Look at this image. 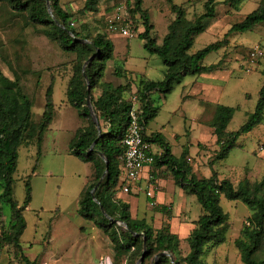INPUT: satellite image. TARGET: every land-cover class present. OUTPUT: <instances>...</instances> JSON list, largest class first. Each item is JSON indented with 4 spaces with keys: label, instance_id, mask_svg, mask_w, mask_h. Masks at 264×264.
Listing matches in <instances>:
<instances>
[{
    "label": "trees",
    "instance_id": "16d2710c",
    "mask_svg": "<svg viewBox=\"0 0 264 264\" xmlns=\"http://www.w3.org/2000/svg\"><path fill=\"white\" fill-rule=\"evenodd\" d=\"M243 1L226 0L224 4L236 10ZM100 2L101 0H85L77 11H72L62 0H49L52 12L50 16L46 0H0V4H6L11 11L23 14L29 25L39 28L41 34L57 44L61 51L74 56L68 70L65 94L67 103L77 111L85 125L76 130L69 143V154L88 164L91 172L78 196L79 216L91 222L108 239L113 253L112 264H171V258L174 264H205V253L223 245L230 231L229 217L220 207V199L240 201L251 210L247 223L240 231V237L234 241L240 261L243 264H264V257H256L264 247V175L259 182L251 184L243 180L237 186L228 179L220 180L213 171L211 177L197 179L185 161V154L179 158L173 157L169 145L160 133L146 136L143 131L144 141L157 145L162 150V154L154 158L156 167L166 166L175 185L187 195L195 197L200 207V215L189 235L180 240L171 233L166 222L156 229L143 219L133 218L129 204L116 196L117 191L121 193L120 168L124 152L121 142L129 122L131 97L135 95L139 100L140 125L143 130L157 114L150 102V94L160 93L165 97L184 77L220 70L222 60L215 65L204 66V59L227 46L231 34L250 32L263 24L264 3L260 2L242 21L232 23L221 40L195 53H190V49L195 39L204 33V21L215 17L216 0H205L203 12L192 20L187 19L182 5H176L173 0H165L174 19L168 24L160 44L152 36L154 28L147 10L142 8V0L127 3L128 17L133 25L137 24L138 19L142 22L143 31L137 38L142 41L144 50L150 55H156L164 66L163 80L140 79L133 93L131 88L134 81L128 77L125 68L116 63L113 64L112 76L124 79L125 84L114 86L103 81L106 64L113 60L114 48L110 40L104 34L93 36L87 24L80 25L79 29L74 28L75 14L83 16L97 13ZM91 57L93 58L82 73L83 64ZM58 72L52 74L51 78L55 75L62 78ZM260 74L262 84L256 105L238 131H227L235 110L216 106L211 128L218 150L213 161L225 159L240 135L252 131L263 122L264 69ZM84 77L89 83V92ZM96 90L99 91L98 96L93 97ZM87 96L97 116L101 134L90 153L88 149L98 133L89 116ZM53 107L52 89L49 86L45 93L41 120L36 124L30 123L31 100L16 78L11 80L0 71V256L7 251L20 264L35 262H30L24 256L20 244L26 228L24 211L31 202V176L23 183L24 199L20 206L13 198L18 151L30 146L40 149L42 137L52 121ZM98 153L107 159V166ZM106 168L107 173L101 180ZM33 173L34 169L32 175ZM97 184L94 201L90 191ZM154 209L165 216L169 215V210L165 207ZM143 252V260L138 263Z\"/></svg>",
    "mask_w": 264,
    "mask_h": 264
},
{
    "label": "rangeland",
    "instance_id": "374dc122",
    "mask_svg": "<svg viewBox=\"0 0 264 264\" xmlns=\"http://www.w3.org/2000/svg\"><path fill=\"white\" fill-rule=\"evenodd\" d=\"M131 1L101 0L97 13H88L83 16L75 14L74 28L79 29L80 25L87 24L93 36L104 34L110 40L114 50L113 60L107 63L109 67L114 63L124 67L133 81L136 79L159 81L163 77L164 70L161 60L156 55L148 54L143 48L142 41L137 38V35L143 31L141 20L138 19L137 24H134L136 36L132 39L114 34L108 35L105 31L106 17L120 5L128 8L127 3ZM225 1L216 0L215 19L211 22V28L209 27L211 31L208 29L206 33L196 38L190 53L221 40L222 37L219 38L213 32L215 28L219 30L221 24L223 26L227 21L230 25L242 21L243 17L255 10L260 2L264 3V0H244L239 5L241 9H231L228 14L225 12L227 9ZM173 2L179 4L181 0H173ZM142 5L148 10L154 25L152 36L155 37L156 43L160 44L166 32L164 19L169 17L168 5L165 0H142ZM193 13L195 14L192 18L197 16L200 10H193L190 15ZM190 15H187L188 19ZM209 22L210 20H206L207 25ZM256 27L253 31L238 33V38L252 41V43L233 48L232 52L237 63L243 65L249 50L255 45H259L264 51V23ZM40 32L39 28L26 22L23 14H17L6 4H0V71L8 77L14 76L13 74L19 76L25 94L30 96L32 101L30 115L32 124L38 123L42 117L48 83V79L44 80V76L47 74L51 76L59 71L58 74L62 75V79L66 81L74 58L73 55L61 51L57 44L45 39ZM221 32H223L222 29L219 34ZM216 56V52L209 54L203 64L206 66L213 63ZM234 67L237 70L235 69L229 81L221 77L187 76L174 86L173 91L165 99L160 93L152 94V104L159 110L155 120L148 123L147 134L151 131L161 132L166 142L172 145V151L176 152V145L170 140V132H180L182 127H185L188 139L182 137L179 143H193L189 137V127L202 124L204 125L202 139L207 144L211 140L209 126L216 106L235 110L227 131H238L256 105L262 77L259 71H252L264 69V57L254 62L249 74L242 69L238 70V64ZM111 70L106 68L104 79L106 77V80H109L107 82L116 85L118 80L112 78ZM23 71L26 73L22 74ZM38 76L41 82L37 88L34 82ZM194 82L196 84L193 85ZM183 85L186 87L183 88ZM98 93V90L94 91L93 97H96ZM185 95H188V98L184 103L189 104L183 106L182 98ZM196 99L205 101L201 104V107L205 109L202 118L198 113L200 110L194 112L190 109L197 103ZM62 100H65L64 95L55 89L53 121L42 137L43 143L40 149L30 146L20 148L18 151L13 198L20 206L24 199L23 183L28 176H31V202L24 211L26 228L20 238L22 251L24 256L35 264H99L103 258H109L112 264L113 253L108 239L91 222L84 220L78 214V196L89 180L87 177L91 172L88 164L69 154V143L73 139L74 131L85 125V122L78 117L73 107L62 104ZM162 100L164 102H161ZM176 110L177 112L174 113ZM180 114L185 120L183 117L180 118ZM212 147L213 145L209 148ZM207 148V151L204 150L198 154L196 147H193L191 151V146H187L185 152L187 155L190 154L196 163L204 164V172L209 173L208 178L211 177L210 171H213L221 179L230 180L234 186L243 180L251 184L259 182L264 175V120L252 131L240 135L234 148L223 160L213 161L216 152ZM260 148H262L261 151ZM206 174L203 176L199 173L198 177L206 179ZM118 193L117 191L116 196L120 197ZM155 194L157 199L161 198V202L174 203V207L184 200L183 206L190 212L188 215L186 212L179 213L181 220L189 216L188 218L195 221L200 213V207L194 196L178 193L174 195L169 189L155 192ZM136 200L140 206L144 202L142 195ZM220 207L229 217L230 231L227 241L205 253L203 260L205 264H243L234 241L240 237V231L247 223L251 210L240 201H227L224 198L220 199ZM4 211L8 214L7 209ZM154 212L153 209H141L137 217H145L148 220ZM256 257L259 259L264 257V247L256 254ZM0 264L20 263L4 251L0 256Z\"/></svg>",
    "mask_w": 264,
    "mask_h": 264
},
{
    "label": "crops",
    "instance_id": "0c3cea01",
    "mask_svg": "<svg viewBox=\"0 0 264 264\" xmlns=\"http://www.w3.org/2000/svg\"><path fill=\"white\" fill-rule=\"evenodd\" d=\"M85 0H62V2L64 4H67V8H69V10L71 9L72 11H77L79 9V6H81L83 3H84ZM205 0H181V2L179 4H176V5H182L185 10H186V17L187 15H190L191 12L193 10H197L199 9L200 10V13H198V15H200L202 13L201 10H203V3H204ZM259 5V4H258ZM143 7V5H142ZM225 7L227 8L225 10V12H227L228 14L230 13L229 11L231 10L229 8V6L227 4H225ZM144 8V7H143ZM145 9V8H144ZM238 10L241 9L240 6H238L237 8ZM256 9V8H255ZM147 10V9H145ZM148 12V10H147ZM167 13L169 15V17H167V19L165 20L164 19V28L166 29V32H167V26L168 24L174 19V16L173 14H171V12L169 11V8L167 10ZM235 13V12H234ZM195 13H193L192 15H190V19L189 20H192V16L194 15ZM216 15V13H215ZM150 19V17H149ZM188 19V18H187ZM215 19V17L213 19L210 20L209 24L207 25L206 24V20L204 21V24H205V31L204 33H206V30L210 29L212 24L211 22H213ZM150 22H151V19H150ZM224 23V22H223ZM151 24L153 25V23L151 22ZM230 22H226L223 24H221V27L220 29L218 30L217 28H215V30H213V32H215V34H217L216 36H218L220 38L224 36V34H226V32L229 30L230 28ZM210 27V28H209ZM153 28H154V25H153ZM257 28V27H256ZM254 28V30L256 29ZM222 29L223 32H220V30ZM154 30V29H153ZM106 31V30H105ZM211 31V29H210ZM165 32V34H166ZM41 33V32H40ZM106 33L108 35H113V34H110L106 31ZM203 33V34H204ZM165 34L163 36H165ZM202 35V34H201ZM45 39L46 37L44 35H42ZM200 36V35H199ZM163 38V37H162ZM162 38H161V41H162ZM196 40V39H195ZM160 41V42H161ZM252 41H248V40H243V39H240L238 38V33H233L231 34L229 37H228V45L221 48L220 50H218L216 53H217V56L215 57L214 59V62L209 64V65H206V66H210V65H215L216 63H218L220 60L223 61V64H222V68L218 71H214V72H211V73H208V74H202V75H199V76H196V77H221L223 78L224 80H227L229 81V79H231V77L233 76L232 74L234 73V71H236L237 69L234 67L235 65L238 64V70L242 69L243 70V67H242V64L240 63H237V60H236V57L235 55L233 54L232 50L233 48H235V46H238V47H241L240 45H245L246 44H251ZM191 50V49H190ZM264 52V51H263ZM195 53V52H194ZM71 55V54H70ZM233 58V59H232ZM74 59V58H73ZM73 61V60H72ZM109 62V61H108ZM107 62V63H108ZM233 62H236V63H233ZM245 63V61L243 62V64ZM205 66V65H204ZM164 67V66H163ZM240 67V68H239ZM106 68L109 70V69H112L111 70V73H113V64L111 67H109L107 64H106ZM236 69V70H235ZM126 70V69H125ZM261 70L263 69H258V70H253L252 72L254 71H259V73L261 72ZM127 72V70H126ZM23 73H26L25 71L22 72ZM246 73H251V72H246ZM128 74V77L130 76L129 73L127 72ZM163 74H164V70H163ZM12 75V74H11ZM14 76H11V77H8L9 79L13 80L14 78H16L20 85H21V82H20V79H19V76L16 75V74H13ZM106 75V74H105ZM261 75V74H260ZM262 77V76H261ZM113 78V76H112ZM115 78V77H114ZM186 78V77H184ZM184 78L182 80H184ZM48 79V80H47ZM111 79V77H110ZM118 80V83L114 86H120V85H124L125 84V81L124 79H120V78H115ZM132 79V78H131ZM44 80H47V88L49 86H51V89H52V99H53V94L55 92V89L58 91V93H61L64 95L65 97V100H62V104L65 103V105H69L67 103V100H66V88H67V80H63L60 76H55L53 79L51 78V76L49 74H47V76H44ZM106 80V77L104 79V81ZM146 80V79H144ZM163 80V77L159 80L161 81ZM109 80H106L105 82H107ZM140 81V79H136L134 80V84L132 85V92L134 93L136 88H137V84L138 82ZM152 81V80H151ZM41 82V78L40 76H38L36 79H35V87H39V83ZM107 83H111V82H107ZM113 85V83H111ZM182 84V83H181ZM180 84V85H181ZM196 84V82L193 83V85ZM66 85V86H65ZM193 85L191 87H193ZM22 87V85H21ZM183 88H185L186 86L183 85L182 86ZM203 87V86H202ZM23 88V87H22ZM46 88V90H47ZM24 90V89H23ZM46 90H45V93H46ZM63 90V91H62ZM154 94V93H152ZM150 94V102L152 104V99H151V95ZM27 95V94H26ZM98 96V94H97ZM96 96V97H97ZM163 99H165L167 96H163ZM27 97L30 99V96L27 95ZM45 97V96H44ZM188 98V95H185L182 99H183V103L182 105L185 106V105H188L189 103H184V101H186ZM196 98V97H194ZM31 100V99H30ZM195 100V99H194ZM197 103L195 104V106H191L190 109H192L194 112H196L197 110H200L198 113L200 114L201 118L203 117L204 115V112H205V109L201 107V104L204 103L205 101L204 100H200V99H196ZM32 102V101H31ZM161 102H164V100H162ZM54 104V103H53ZM182 106V107H183ZM152 107L155 108L152 104ZM157 110V114L155 116V118L157 117L158 115V107L155 108ZM189 111V110H188ZM177 110L174 112L176 113ZM78 115V114H77ZM53 116H54V107H53ZM53 116H52V121H53ZM183 115L180 114V118H182ZM155 118L153 120H155ZM183 119L185 120V118L183 117ZM152 120V121H153ZM183 120V121H184ZM51 121V123H52ZM150 121V122H152ZM192 121H195V119ZM50 123V124H51ZM50 126V125H49ZM147 126L148 124L145 126V128L143 129L144 133L146 136H149L150 134L152 133H160L162 135L161 132H158V131H151L150 133L147 134ZM82 127V126H81ZM49 129V127H48ZM47 129V130H48ZM78 130V129H76ZM76 130L74 131V133L76 132ZM209 130H210V133H211V140H209L206 144V142H204L202 139V136H203V131H204V125H196L195 127H189V137L191 142L193 143H184V144H180L179 141L182 139V137H185L188 139V135H186V132H187V129L185 127H182V131L180 132H170V140L171 142H174L176 145V152L172 151V145H170V143L167 141V144L169 145V148H170V153L173 157L175 158H179L182 154H185V161L187 162V164L189 166H191V170H192V173L193 175L197 178V179H202L201 177H198L199 176V173L202 174L203 176L206 174V172H204V164H199V163H196L193 159V157L190 155V154H186L185 150H186V147L187 146H191V151L193 149V147H196L198 154L202 153V151H207L206 150V146H212V148H207V149H210L211 151H213L214 153L217 152L218 150V147L216 146L215 144V141H216V138L215 136L213 135V129L211 128V125L209 126ZM75 135V134H74ZM163 136V135H162ZM74 137V136H73ZM164 137V136H163ZM165 139V137H164ZM166 141V139H165ZM43 143V141H42ZM152 151L154 153V157H159L161 154H162V150L157 146V145H154L152 144ZM213 163V162H212ZM211 164V163H210ZM212 172L210 171V174ZM149 175H152L154 177V180H155V186H156V193L158 191L161 192V190H165V189H169L170 192H172L174 195L176 193H178L179 195L180 194H186L185 192H183L179 187H177L174 183V180L170 174V172L168 171L167 167L166 166H162V167H156L155 164H153L151 167H147L143 170V173H142V178L145 179L147 176ZM90 176V173L88 174V177L87 179L89 178ZM202 176V177H203ZM207 176H209V173L207 172L206 174V178H208ZM220 180H222L220 177H218ZM204 179V177H203ZM231 182V181H230ZM232 183V182H231ZM177 189H178V192H177ZM132 194L130 196H128L129 194H123V193H118L120 197H118L119 199L123 200L124 202L128 203L129 206H130V213H131V216L133 218H138V219H143L145 220L148 224L152 225L154 228H160V226L162 225V223L166 222L167 224H169V227H170V231L171 233L177 235V237L180 239V240H183L185 239L190 231L194 228V223L196 220H191L190 218H188L186 216V218H184L183 220H181L179 218V213H183V212H186L187 215L189 214L190 211H188V209L186 207H184V200L181 201V204L179 205L177 203V205H175L174 207V203L168 201V203H165V201L161 202V198L159 200V198L157 199V195L155 194L154 198L153 199H150V198H147L143 192H131ZM140 195L143 196L144 198V202L143 204H141V206L139 205V202L136 200L137 197H139ZM187 195V194H186ZM190 196V195H189ZM169 200V198H168ZM165 207L169 210V215L168 216H165L159 212H157L154 207ZM145 210V209H153V211H155L153 214H151L150 218L147 220L145 217H137V214L140 212V210ZM172 209V214H170V210ZM212 253L213 250H212Z\"/></svg>",
    "mask_w": 264,
    "mask_h": 264
},
{
    "label": "built area",
    "instance_id": "2783aa9c",
    "mask_svg": "<svg viewBox=\"0 0 264 264\" xmlns=\"http://www.w3.org/2000/svg\"><path fill=\"white\" fill-rule=\"evenodd\" d=\"M73 26V24H72ZM105 30L114 35L126 39L136 36L133 22L129 19L127 8L124 5L118 6L114 12L105 19ZM264 52L259 45L253 46L242 65L245 72H251L255 61L262 59ZM131 109L129 112V122L122 139L124 148L122 156L121 172V193L143 192L147 198L153 199L156 192L155 180L152 175L142 178L143 170L154 164V153L152 144L144 141L143 130L140 125V103L137 96L130 99ZM260 151L262 148L259 149ZM99 264H111L109 258H103Z\"/></svg>",
    "mask_w": 264,
    "mask_h": 264
},
{
    "label": "water",
    "instance_id": "95a60500",
    "mask_svg": "<svg viewBox=\"0 0 264 264\" xmlns=\"http://www.w3.org/2000/svg\"><path fill=\"white\" fill-rule=\"evenodd\" d=\"M46 8H47V12H48V14H49L50 16H52V12H51V8H50L49 0H46ZM83 42L86 43V41H83ZM92 58H93V57H91L88 61H86V62L83 64V66H82V73H84V69H85L86 64H87ZM84 78H85V81H86V84H87V91L89 92V83H88V81H87V78H86V77H84ZM86 104H87V108H88V112H89V116H90V118H91V121L93 122V124H95V126H96V128H97V133H98L96 140L90 145V147H89V149H88V153H90V152L93 150V148H94V146H95V143H96L97 139H99V137L101 136V134H100V126H99V123H98V119H97V116H96V114H95V112H94V110H93V108H92V105H91V102H90V98H89V96H87V98H86ZM98 155L100 156V158H102V160L104 161L105 165L107 166V165H108V161H107V159L103 156V154L98 153ZM106 173H107V168L105 169V171H104V173H103V175H102V177H101V180L104 178V176L106 175ZM98 184H99V183H98ZM98 184H97V185H96V186L90 191V194H91V196H92V198H93L94 201H95V198H94V191L96 190ZM124 226H125V225H124ZM143 257H144V252H143L141 258L139 259L138 263L141 262V261L143 260ZM156 259H157V258H155V260H156ZM171 264H174V261H173L172 258H171Z\"/></svg>",
    "mask_w": 264,
    "mask_h": 264
}]
</instances>
